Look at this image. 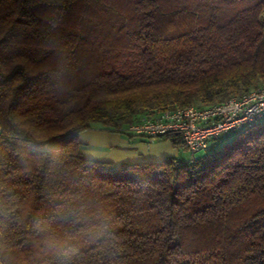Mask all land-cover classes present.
<instances>
[{"label": "trees", "instance_id": "trees-1", "mask_svg": "<svg viewBox=\"0 0 264 264\" xmlns=\"http://www.w3.org/2000/svg\"><path fill=\"white\" fill-rule=\"evenodd\" d=\"M262 83L264 0H0V264H264V120L186 161L78 138Z\"/></svg>", "mask_w": 264, "mask_h": 264}, {"label": "built area", "instance_id": "built-area-1", "mask_svg": "<svg viewBox=\"0 0 264 264\" xmlns=\"http://www.w3.org/2000/svg\"><path fill=\"white\" fill-rule=\"evenodd\" d=\"M264 120V83L240 95L209 105L194 104L158 110L123 129L138 137L153 140L177 133L188 160L206 150L214 140Z\"/></svg>", "mask_w": 264, "mask_h": 264}, {"label": "crops", "instance_id": "crops-1", "mask_svg": "<svg viewBox=\"0 0 264 264\" xmlns=\"http://www.w3.org/2000/svg\"><path fill=\"white\" fill-rule=\"evenodd\" d=\"M78 138L85 157L111 161L116 165L123 162L160 161L167 157L186 161L190 157L186 149L181 145L175 147L169 139L156 138L148 141L138 136L129 138L98 125L81 131ZM214 142L215 140L212 141Z\"/></svg>", "mask_w": 264, "mask_h": 264}, {"label": "rangeland", "instance_id": "rangeland-1", "mask_svg": "<svg viewBox=\"0 0 264 264\" xmlns=\"http://www.w3.org/2000/svg\"><path fill=\"white\" fill-rule=\"evenodd\" d=\"M94 125H95V123L92 124V127H93ZM234 134H235V133H234ZM234 134L224 135L223 137L220 138V140H219L216 144H221L222 141H225V140L231 138ZM147 140H148V141H151V140H149V139H147ZM216 144H215V145H216ZM213 145H214V144L211 142V143L209 144V148H211ZM200 153H201V152H200ZM200 153H197L196 156H198Z\"/></svg>", "mask_w": 264, "mask_h": 264}]
</instances>
